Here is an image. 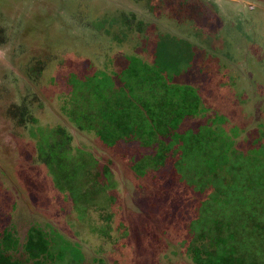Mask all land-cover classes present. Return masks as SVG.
Instances as JSON below:
<instances>
[{"label":"rangeland","instance_id":"374dc122","mask_svg":"<svg viewBox=\"0 0 264 264\" xmlns=\"http://www.w3.org/2000/svg\"><path fill=\"white\" fill-rule=\"evenodd\" d=\"M158 32L199 51L176 79L201 87L195 119L218 114L252 141L247 131L264 129V0H0V233L13 239L3 251L31 263L24 244L39 227L54 264H196L186 249L196 201L185 184L167 169L139 174L140 147L107 145L63 108L71 79L112 75ZM21 106L27 117L14 113ZM59 125L74 152L96 158L94 176L110 168L112 199L102 195L84 212L58 188L38 143L40 131Z\"/></svg>","mask_w":264,"mask_h":264},{"label":"trees","instance_id":"16d2710c","mask_svg":"<svg viewBox=\"0 0 264 264\" xmlns=\"http://www.w3.org/2000/svg\"><path fill=\"white\" fill-rule=\"evenodd\" d=\"M124 19L131 30L134 20ZM142 23L137 22L139 30ZM198 53L188 40L158 32L143 51L126 55L128 62L112 75L99 71L71 79L74 88L63 108L107 145L140 147L132 163L139 174L167 169L185 184L196 201L186 248L196 264H264V129L254 127L246 135L252 141L241 140L243 126L221 124L218 114L195 119L204 101L201 87L176 79ZM14 113L24 118L29 112L21 106ZM40 132L39 158L75 206L85 212L102 195L112 199L107 165L100 180L102 173H92L96 158L83 149L74 152L73 135L64 126ZM6 230L0 233V264H54L48 261L51 241L41 228L32 227L24 244L31 263L3 251L13 242Z\"/></svg>","mask_w":264,"mask_h":264}]
</instances>
